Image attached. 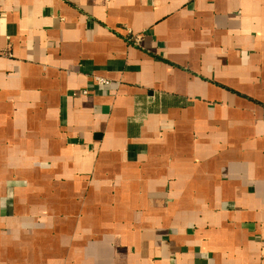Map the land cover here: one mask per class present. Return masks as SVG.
I'll list each match as a JSON object with an SVG mask.
<instances>
[{"label": "crops", "instance_id": "obj_1", "mask_svg": "<svg viewBox=\"0 0 264 264\" xmlns=\"http://www.w3.org/2000/svg\"><path fill=\"white\" fill-rule=\"evenodd\" d=\"M0 264H264V0H0Z\"/></svg>", "mask_w": 264, "mask_h": 264}, {"label": "built area", "instance_id": "obj_2", "mask_svg": "<svg viewBox=\"0 0 264 264\" xmlns=\"http://www.w3.org/2000/svg\"><path fill=\"white\" fill-rule=\"evenodd\" d=\"M96 81L99 85H108L109 84V82L107 80L100 79V78H96Z\"/></svg>", "mask_w": 264, "mask_h": 264}]
</instances>
